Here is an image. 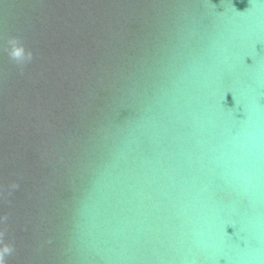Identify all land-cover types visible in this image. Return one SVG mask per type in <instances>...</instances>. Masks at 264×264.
<instances>
[{
    "label": "water",
    "instance_id": "1",
    "mask_svg": "<svg viewBox=\"0 0 264 264\" xmlns=\"http://www.w3.org/2000/svg\"><path fill=\"white\" fill-rule=\"evenodd\" d=\"M5 245L264 264V0H0Z\"/></svg>",
    "mask_w": 264,
    "mask_h": 264
},
{
    "label": "clouds",
    "instance_id": "2",
    "mask_svg": "<svg viewBox=\"0 0 264 264\" xmlns=\"http://www.w3.org/2000/svg\"><path fill=\"white\" fill-rule=\"evenodd\" d=\"M11 56L17 61L25 58L28 60L31 59V53H25V50L22 47L15 45V43L11 51ZM12 251V247L8 245H5L2 249H0V264H4V256L11 254Z\"/></svg>",
    "mask_w": 264,
    "mask_h": 264
}]
</instances>
